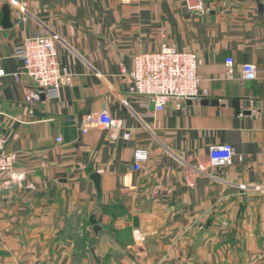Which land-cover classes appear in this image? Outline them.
<instances>
[{"label":"crops","instance_id":"obj_1","mask_svg":"<svg viewBox=\"0 0 264 264\" xmlns=\"http://www.w3.org/2000/svg\"><path fill=\"white\" fill-rule=\"evenodd\" d=\"M7 1L0 134L23 178L1 187L0 264H264V78L242 79L245 63L264 69V0H205L206 15L185 0H16L4 28ZM46 32L72 79L60 98L42 95L32 108L38 87L16 78V52ZM164 43L202 59L201 97L156 111L125 76L135 55ZM101 110L121 129L84 134L83 116ZM225 143L232 163L211 168L210 148ZM137 149L149 152L140 170Z\"/></svg>","mask_w":264,"mask_h":264},{"label":"built area","instance_id":"obj_2","mask_svg":"<svg viewBox=\"0 0 264 264\" xmlns=\"http://www.w3.org/2000/svg\"><path fill=\"white\" fill-rule=\"evenodd\" d=\"M8 1L11 5L16 3V0ZM185 6L189 12L196 15H206L212 11L211 5L205 0H185ZM20 13L23 16L27 15L25 5H21ZM58 40L57 35L52 33H34L24 39L17 49L20 71L16 78L18 79L21 74L26 75L38 87L27 97L32 108L40 101L42 95L48 99L60 98L62 87L72 79L68 67L60 61ZM202 62L197 53L180 50L169 43L162 44L158 50L139 53L134 57L133 69L125 76L129 83V92L148 96L156 111H163L172 100L181 107L187 101L201 97L199 67ZM234 62L231 57L226 60L228 78L233 77ZM5 75V70L0 68V77ZM260 77L264 78V69H259L255 63L242 65L244 81H254ZM92 127L115 132L121 129V124L107 110H101L83 116L81 131L86 134ZM131 136V130L125 129L123 137L130 139ZM62 141V137L57 138V142ZM7 144L8 138L0 134V191L4 185L9 187L23 178V175L14 172L18 154L9 151ZM234 156L233 145L229 143L214 145L209 151L210 167L215 169L230 165ZM148 159V150L137 149L134 153V170L142 169V163ZM6 176L9 177L8 180L2 183Z\"/></svg>","mask_w":264,"mask_h":264},{"label":"water","instance_id":"obj_3","mask_svg":"<svg viewBox=\"0 0 264 264\" xmlns=\"http://www.w3.org/2000/svg\"><path fill=\"white\" fill-rule=\"evenodd\" d=\"M2 12H3V18H2V26L4 28H10L12 27V23H11V14H12V10H11V3L9 1H7L4 6L2 7ZM202 101L204 104H208V103H212V104H218V101L216 100H209L207 98H202ZM92 179L95 182L98 194L101 195L102 191H101V176L99 175V173L95 172L92 174ZM94 242H96L97 237L99 235V232L102 230V227L100 225H95L94 228Z\"/></svg>","mask_w":264,"mask_h":264}]
</instances>
